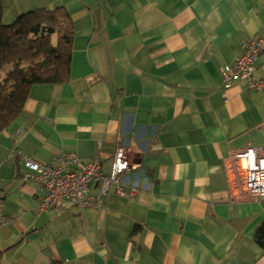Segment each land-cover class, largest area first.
Instances as JSON below:
<instances>
[{
	"label": "crops",
	"instance_id": "1",
	"mask_svg": "<svg viewBox=\"0 0 264 264\" xmlns=\"http://www.w3.org/2000/svg\"><path fill=\"white\" fill-rule=\"evenodd\" d=\"M3 18L64 7L70 80L32 88L0 133V264H264L254 242L264 200L238 199L230 155L264 148V90L222 85L248 38L262 40L264 0H1ZM117 146L147 176L132 198L39 212L42 193L8 157L101 159Z\"/></svg>",
	"mask_w": 264,
	"mask_h": 264
},
{
	"label": "built area",
	"instance_id": "2",
	"mask_svg": "<svg viewBox=\"0 0 264 264\" xmlns=\"http://www.w3.org/2000/svg\"><path fill=\"white\" fill-rule=\"evenodd\" d=\"M262 51V40H245L233 65L222 70L224 88H229L232 81L239 78L247 81L250 90H264V78H252L254 65ZM8 157L23 164L22 178L34 182L41 191L37 205L39 212H61L71 206L80 210L102 207L104 199L111 193L128 199L148 186L145 172L132 166L122 146L114 149L108 170L103 168L99 158L83 161L77 155L65 152L50 163L35 161L19 150L11 151ZM228 164L238 199L264 200V148L248 147L235 151ZM11 222L9 217L0 213V228Z\"/></svg>",
	"mask_w": 264,
	"mask_h": 264
},
{
	"label": "trees",
	"instance_id": "3",
	"mask_svg": "<svg viewBox=\"0 0 264 264\" xmlns=\"http://www.w3.org/2000/svg\"><path fill=\"white\" fill-rule=\"evenodd\" d=\"M2 18L0 0V133L22 114L32 88L70 80L74 39L71 16L62 6L27 11L11 24ZM254 242L264 250V219Z\"/></svg>",
	"mask_w": 264,
	"mask_h": 264
},
{
	"label": "rangeland",
	"instance_id": "4",
	"mask_svg": "<svg viewBox=\"0 0 264 264\" xmlns=\"http://www.w3.org/2000/svg\"><path fill=\"white\" fill-rule=\"evenodd\" d=\"M15 18L11 17L10 19H2L3 24H11L14 22Z\"/></svg>",
	"mask_w": 264,
	"mask_h": 264
}]
</instances>
